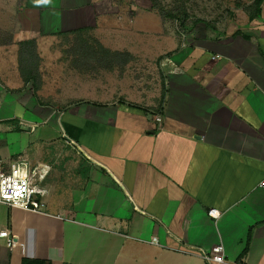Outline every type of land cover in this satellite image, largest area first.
Returning <instances> with one entry per match:
<instances>
[{
    "label": "crops",
    "instance_id": "0c3cea01",
    "mask_svg": "<svg viewBox=\"0 0 264 264\" xmlns=\"http://www.w3.org/2000/svg\"><path fill=\"white\" fill-rule=\"evenodd\" d=\"M135 2L25 0L15 25L0 20V173L49 169L43 212L0 203L17 242L0 236V264H208L197 249L218 244L213 264H264V1L239 33L182 36ZM81 29L97 57L63 58L56 42ZM29 39L38 89L20 71Z\"/></svg>",
    "mask_w": 264,
    "mask_h": 264
},
{
    "label": "rangeland",
    "instance_id": "374dc122",
    "mask_svg": "<svg viewBox=\"0 0 264 264\" xmlns=\"http://www.w3.org/2000/svg\"><path fill=\"white\" fill-rule=\"evenodd\" d=\"M141 10H145L144 2H138V0H115L118 4L120 14L132 10V2ZM256 0H151L152 9L156 13H160L166 22L170 26L175 28L177 32L180 30L181 36L183 32L186 34H193L196 32L205 33L208 28L217 29L223 32L225 35H233L239 33L243 27L248 26L250 19L256 12ZM25 0H0V10L8 13L9 18L0 20L7 21V24L11 28L16 21L17 12L21 11L24 7ZM137 9V8H136ZM139 9V10H140ZM150 10L149 8H147ZM154 13V12H153ZM166 16H164L163 14ZM16 14V16L14 15ZM168 17V18H167ZM147 25L155 29L157 27V18L153 16L151 19H146ZM150 27V28H151ZM207 29V30H206ZM209 30V31H210ZM4 33L0 30V40L5 41L11 38L10 34ZM184 33V34H185ZM154 39V38H153ZM80 40V41H79ZM95 38L91 36H66L60 37L56 42L57 50L61 51L62 57L70 56L71 52H75L80 48L83 41L87 43L94 42ZM44 50V48H43ZM44 54H47L43 51ZM55 51H49L46 56L53 57Z\"/></svg>",
    "mask_w": 264,
    "mask_h": 264
},
{
    "label": "built area",
    "instance_id": "2783aa9c",
    "mask_svg": "<svg viewBox=\"0 0 264 264\" xmlns=\"http://www.w3.org/2000/svg\"><path fill=\"white\" fill-rule=\"evenodd\" d=\"M156 119L158 122L162 121L159 115ZM70 142L74 143V141ZM48 171V167L44 164L31 166L24 160L13 161L9 170L0 173V203L11 208L43 212L44 197L47 194L44 182ZM209 215L217 219L220 211L212 208ZM0 236L6 238L7 245L11 249L17 246V242L11 237L8 229L1 231ZM197 252L208 264L226 261L227 254L223 244L215 245L211 249L199 248Z\"/></svg>",
    "mask_w": 264,
    "mask_h": 264
},
{
    "label": "trees",
    "instance_id": "16d2710c",
    "mask_svg": "<svg viewBox=\"0 0 264 264\" xmlns=\"http://www.w3.org/2000/svg\"><path fill=\"white\" fill-rule=\"evenodd\" d=\"M264 0H256V11L257 13L260 11V6L262 5ZM163 14V13H162ZM166 16L165 14H163ZM88 29H81L79 31H75V34H78L77 37L82 36L84 32H87ZM10 41H12V38H10ZM80 41V40H79ZM87 41H83V44H86ZM88 44V43H87ZM18 45L20 47L19 51V59H20V71L22 73V76L26 82H33L34 88L38 89L42 84L41 79V73H40V63L41 58L38 54L37 50V42L35 39H29L25 41L18 42ZM100 48V54L101 58H103L105 61L107 60H119L123 62L130 61L133 57L129 53H112L111 51H108L104 49L102 46L98 45ZM86 46H80L77 50H75L76 53H78V56L82 57H90L93 56V58H96V48L92 51L93 54H91V50H87L85 48ZM91 54V55H90ZM23 264H52L50 261L46 260H27L25 259L23 261Z\"/></svg>",
    "mask_w": 264,
    "mask_h": 264
},
{
    "label": "clouds",
    "instance_id": "9594fccd",
    "mask_svg": "<svg viewBox=\"0 0 264 264\" xmlns=\"http://www.w3.org/2000/svg\"><path fill=\"white\" fill-rule=\"evenodd\" d=\"M43 2L47 3V2H48V0H43Z\"/></svg>",
    "mask_w": 264,
    "mask_h": 264
}]
</instances>
